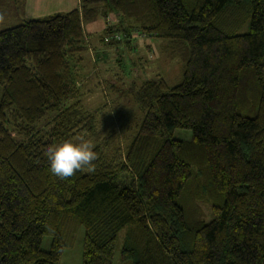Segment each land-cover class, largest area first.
Listing matches in <instances>:
<instances>
[{
	"label": "trees",
	"instance_id": "1",
	"mask_svg": "<svg viewBox=\"0 0 264 264\" xmlns=\"http://www.w3.org/2000/svg\"><path fill=\"white\" fill-rule=\"evenodd\" d=\"M99 15L106 34L168 39L185 60L180 83L139 88L123 144L122 116L104 135L80 97L83 24ZM247 68L254 116L240 110ZM0 85V264H58L64 211L85 224L82 264H113L123 229L124 264H264V0H80L0 30ZM81 136L100 138L95 170L53 175L46 149Z\"/></svg>",
	"mask_w": 264,
	"mask_h": 264
},
{
	"label": "rangeland",
	"instance_id": "2",
	"mask_svg": "<svg viewBox=\"0 0 264 264\" xmlns=\"http://www.w3.org/2000/svg\"><path fill=\"white\" fill-rule=\"evenodd\" d=\"M24 2L25 0H0V30L23 22ZM111 23V15H99L84 22L87 48L80 55L83 61L76 67L79 68V90L85 111L95 114L97 128L104 135L115 125L120 126L117 117L122 116L124 131L115 133L113 141L121 140L123 144L128 136L131 139V135L137 132L143 119L142 102L137 95L139 88L144 82L156 78L165 79L169 86L180 83L185 71V60L181 55L168 50V39L137 31L131 38H125L122 31L108 35L105 29ZM120 37V41L117 40ZM251 72V68H247L242 74L244 87L240 110L254 116L261 94V83ZM2 91L3 87L0 85V97ZM38 126L46 127V118ZM98 135L100 138L103 136L100 131ZM174 135L188 140L192 138V130L179 127L175 129ZM100 138L94 136L87 139L96 145L100 143ZM217 199L214 200L215 203ZM59 228L66 246L58 264H82L85 224L77 215L64 211ZM124 230L118 233L116 239L113 264H124L121 259ZM52 238L44 236L43 249H50Z\"/></svg>",
	"mask_w": 264,
	"mask_h": 264
},
{
	"label": "clouds",
	"instance_id": "3",
	"mask_svg": "<svg viewBox=\"0 0 264 264\" xmlns=\"http://www.w3.org/2000/svg\"><path fill=\"white\" fill-rule=\"evenodd\" d=\"M46 155L51 173L59 178H69L84 168L89 172L95 170L94 144L83 136L78 140L69 138L53 143L46 149Z\"/></svg>",
	"mask_w": 264,
	"mask_h": 264
},
{
	"label": "crops",
	"instance_id": "4",
	"mask_svg": "<svg viewBox=\"0 0 264 264\" xmlns=\"http://www.w3.org/2000/svg\"><path fill=\"white\" fill-rule=\"evenodd\" d=\"M80 0H25L22 12L24 19L35 18L57 12L75 9Z\"/></svg>",
	"mask_w": 264,
	"mask_h": 264
}]
</instances>
